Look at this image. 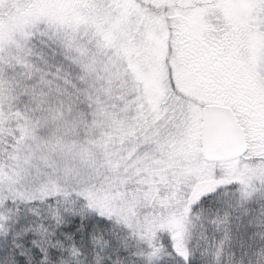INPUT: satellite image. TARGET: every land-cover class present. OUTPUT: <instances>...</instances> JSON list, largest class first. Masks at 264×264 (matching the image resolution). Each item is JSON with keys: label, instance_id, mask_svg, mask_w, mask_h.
I'll return each instance as SVG.
<instances>
[{"label": "snow or ice", "instance_id": "obj_1", "mask_svg": "<svg viewBox=\"0 0 264 264\" xmlns=\"http://www.w3.org/2000/svg\"><path fill=\"white\" fill-rule=\"evenodd\" d=\"M0 264H264V0H0Z\"/></svg>", "mask_w": 264, "mask_h": 264}]
</instances>
